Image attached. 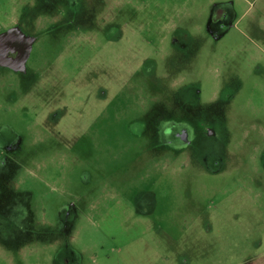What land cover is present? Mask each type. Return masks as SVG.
Returning a JSON list of instances; mask_svg holds the SVG:
<instances>
[{
	"label": "rangeland",
	"instance_id": "1",
	"mask_svg": "<svg viewBox=\"0 0 264 264\" xmlns=\"http://www.w3.org/2000/svg\"><path fill=\"white\" fill-rule=\"evenodd\" d=\"M12 28L0 264H264V0H0Z\"/></svg>",
	"mask_w": 264,
	"mask_h": 264
},
{
	"label": "flooded vegetation",
	"instance_id": "2",
	"mask_svg": "<svg viewBox=\"0 0 264 264\" xmlns=\"http://www.w3.org/2000/svg\"><path fill=\"white\" fill-rule=\"evenodd\" d=\"M6 41L0 42V58L5 57L8 63H3L0 61V65L7 67L9 69L21 71L25 68V64L28 60V56L33 48L32 38H25L24 40L16 39V37H10ZM25 61L23 67H21V62ZM19 66V67H18ZM177 138L183 143L189 140V133L184 128L179 131ZM252 200H242V202H237L232 204L229 202L225 205L224 210L229 211L230 215L243 213L244 219L240 222V230L248 229L252 226V210H253ZM252 209V210H251ZM251 210V211H250Z\"/></svg>",
	"mask_w": 264,
	"mask_h": 264
},
{
	"label": "water",
	"instance_id": "3",
	"mask_svg": "<svg viewBox=\"0 0 264 264\" xmlns=\"http://www.w3.org/2000/svg\"><path fill=\"white\" fill-rule=\"evenodd\" d=\"M10 37H16V39H21V40H24L25 38H27L22 32H20L18 29L16 28H12V29H9L8 31L0 34V42L2 41H6L8 39H11ZM1 54V53H0ZM0 61L3 62V63H8L7 60L5 59V57H2L0 58ZM25 61H22L21 62V67H23V64H24ZM19 67V66H18Z\"/></svg>",
	"mask_w": 264,
	"mask_h": 264
}]
</instances>
